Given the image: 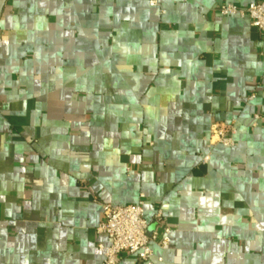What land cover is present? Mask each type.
I'll return each instance as SVG.
<instances>
[{
  "label": "crops",
  "instance_id": "1",
  "mask_svg": "<svg viewBox=\"0 0 264 264\" xmlns=\"http://www.w3.org/2000/svg\"><path fill=\"white\" fill-rule=\"evenodd\" d=\"M253 1L0 0V264H102L141 198L154 264H264V36L216 12Z\"/></svg>",
  "mask_w": 264,
  "mask_h": 264
},
{
  "label": "built area",
  "instance_id": "2",
  "mask_svg": "<svg viewBox=\"0 0 264 264\" xmlns=\"http://www.w3.org/2000/svg\"><path fill=\"white\" fill-rule=\"evenodd\" d=\"M151 6H160L163 0H148ZM216 12L222 16L248 17L251 25L264 36V0H256L245 7L232 2L218 6ZM258 119L259 116L256 115ZM236 125L234 123L217 122L212 125L209 144L235 145ZM208 156L205 157V160ZM154 221L163 227V234H149L150 222L145 217V201L141 198L131 204H103V217L97 226L99 234L106 235L110 242L99 244L103 254L102 264H117L118 257L131 254L143 264H154L152 243L158 242L168 248L171 242V228L165 223L163 212L158 209Z\"/></svg>",
  "mask_w": 264,
  "mask_h": 264
},
{
  "label": "water",
  "instance_id": "3",
  "mask_svg": "<svg viewBox=\"0 0 264 264\" xmlns=\"http://www.w3.org/2000/svg\"><path fill=\"white\" fill-rule=\"evenodd\" d=\"M152 228H153V226H150V228H149V234L151 233Z\"/></svg>",
  "mask_w": 264,
  "mask_h": 264
}]
</instances>
